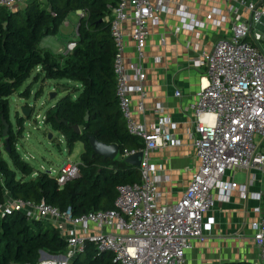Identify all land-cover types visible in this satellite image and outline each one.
Instances as JSON below:
<instances>
[{
  "label": "built area",
  "instance_id": "2783aa9c",
  "mask_svg": "<svg viewBox=\"0 0 264 264\" xmlns=\"http://www.w3.org/2000/svg\"><path fill=\"white\" fill-rule=\"evenodd\" d=\"M26 0H0V6H23ZM229 18V35L218 37L208 50L199 49L190 60L201 66L205 82L200 83L187 104L192 115L190 132L197 163L181 194L173 201H161L160 184L166 175L148 157L149 150L174 144L173 123L156 103L157 114L150 125L136 120L133 110L143 109L144 72L140 65L146 39V25L161 11H170L172 0H117L109 12V33L114 46L112 71L114 94L126 131L139 137L142 146L124 148L121 157L141 151L138 181L115 186L114 207L87 210L72 215L69 207L59 209L40 199L6 197L0 203V216L21 211L29 218L45 219L66 240L62 252L38 250L39 264H69L83 247L85 238L97 249L108 250L118 264H184V253L192 240H202L210 232L213 216L207 214L217 194L224 198L236 188L240 196L245 185L224 179L226 169L246 168L264 177V2L224 0ZM217 8L205 14L209 18ZM78 16L85 11L78 9ZM224 17L213 18L214 24ZM131 21L129 35L134 42V60L124 55L122 24ZM194 20H190V27ZM181 25H175L174 31ZM189 27V26H188ZM76 33V31H75ZM74 45L68 39L63 51ZM137 95L135 101L130 93ZM178 94V92H175ZM77 162L61 164L55 176L59 185L77 176ZM50 173V172H49ZM250 180L254 178L253 173ZM257 215L249 221L251 239L264 263V206L255 207ZM7 264H28L11 261Z\"/></svg>",
  "mask_w": 264,
  "mask_h": 264
},
{
  "label": "trees",
  "instance_id": "16d2710c",
  "mask_svg": "<svg viewBox=\"0 0 264 264\" xmlns=\"http://www.w3.org/2000/svg\"><path fill=\"white\" fill-rule=\"evenodd\" d=\"M117 0H26L22 7L0 6V203L6 197L34 202L42 199L72 215L87 210L113 208L115 186L138 181V168L120 156L124 148L142 146V140L126 131L114 94L109 33V12ZM83 9L78 16L74 45L58 55L37 45L40 37L55 33L69 11ZM39 66L41 78L65 77L79 82L75 97L61 95L43 114V121L59 131L70 151L81 141L77 176L59 185L46 169H36L16 150L15 142L24 116L14 114L16 130L8 115L7 96ZM38 72L33 74V79ZM25 88L23 95H27ZM27 106V105H26ZM63 118L66 123L60 120ZM77 124L79 131L71 128ZM6 124L5 135L2 128ZM91 135L103 143H114L113 158L92 153ZM7 146V148H6ZM66 240L56 228L21 211L0 216V264L11 261L34 264L38 250L62 252ZM69 264H118L108 250H99L85 238L83 247ZM217 264H254L236 259Z\"/></svg>",
  "mask_w": 264,
  "mask_h": 264
},
{
  "label": "crops",
  "instance_id": "0c3cea01",
  "mask_svg": "<svg viewBox=\"0 0 264 264\" xmlns=\"http://www.w3.org/2000/svg\"><path fill=\"white\" fill-rule=\"evenodd\" d=\"M249 1L257 4V0ZM170 7V11L159 12L157 20L146 25L147 34L140 58L144 72L143 109H134L132 113L136 120L150 125L157 117L152 109L158 103L173 123L170 131L177 142L153 147L148 153L149 161L166 175L160 184V191L161 201L167 202L181 194L197 163L190 138L192 115L187 104L193 99L198 85L205 82V77L203 68L192 62L190 56L199 49H210L218 37L228 36V23L232 16L224 0H172ZM210 8H217L218 11L206 18ZM77 10H74L77 17L73 23V37ZM220 15L224 18L218 25L214 24L211 20ZM191 19L194 23L190 27ZM175 25H181L180 29L174 31ZM130 29L131 21H124L122 30L126 60L135 59ZM63 46L58 48V55L65 54ZM130 95L135 101L136 93L131 92ZM251 173L254 175L252 180L249 178ZM223 178L244 184L247 193L258 192L259 197L242 198L236 188L229 190L224 198L217 194L207 212L213 216L210 232L202 240H192L191 246L185 250L184 264H217L236 259L264 264L259 259L249 228V221L257 215L255 207L264 206V177L251 169L233 168L226 169Z\"/></svg>",
  "mask_w": 264,
  "mask_h": 264
},
{
  "label": "rangeland",
  "instance_id": "374dc122",
  "mask_svg": "<svg viewBox=\"0 0 264 264\" xmlns=\"http://www.w3.org/2000/svg\"><path fill=\"white\" fill-rule=\"evenodd\" d=\"M76 17L74 11H69L58 25L56 32L42 35L37 45L55 54L60 53L58 48L62 47L68 39L74 38L73 23ZM65 20H67V24H64ZM36 72H38V77L34 80L33 74ZM25 88H28L26 96L23 95ZM78 88L79 82L73 79L65 77L42 79L39 66H36L32 68L18 88L7 96L8 115L13 130L17 129L14 114L21 115V105H27L29 108L27 116H24L22 128L17 135L15 147L20 156L34 170L46 169L50 174H54L61 164L79 161V152L82 149L81 141H75L69 151L63 135L43 121V114L47 107L65 93L75 97ZM41 220L45 222V219L41 218ZM38 262L37 257L34 264H39Z\"/></svg>",
  "mask_w": 264,
  "mask_h": 264
},
{
  "label": "water",
  "instance_id": "95a60500",
  "mask_svg": "<svg viewBox=\"0 0 264 264\" xmlns=\"http://www.w3.org/2000/svg\"><path fill=\"white\" fill-rule=\"evenodd\" d=\"M263 2L264 0H257V5H260ZM50 95H53V93H50ZM28 112H29V108L27 106L25 105L20 106L21 115L27 116ZM60 120L66 123V121L63 118H61ZM71 128L76 132L79 131V127L75 123L71 124ZM5 132H6V124H4L2 128V135H5ZM88 144L92 150V153L100 155L102 157L113 158L117 153V146L114 143H108V144L103 143L91 135L88 136ZM140 157H141V151L136 150L133 153L124 156L123 158L130 165L137 167L139 164Z\"/></svg>",
  "mask_w": 264,
  "mask_h": 264
}]
</instances>
